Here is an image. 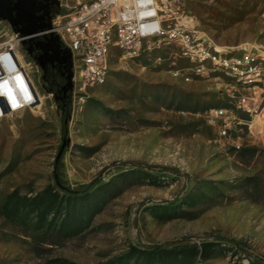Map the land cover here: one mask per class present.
<instances>
[{"label":"rangeland","instance_id":"374dc122","mask_svg":"<svg viewBox=\"0 0 264 264\" xmlns=\"http://www.w3.org/2000/svg\"><path fill=\"white\" fill-rule=\"evenodd\" d=\"M180 6L217 46L264 50V0ZM2 42L34 94L0 117V264H264V92L241 111L230 77L183 80L186 60L145 42L112 48L75 102L4 19Z\"/></svg>","mask_w":264,"mask_h":264},{"label":"built area","instance_id":"2783aa9c","mask_svg":"<svg viewBox=\"0 0 264 264\" xmlns=\"http://www.w3.org/2000/svg\"><path fill=\"white\" fill-rule=\"evenodd\" d=\"M181 2L57 0V10L50 11V30L71 55L72 99L78 102L87 94L86 89L103 83L112 48L134 55L145 42H151L164 44L170 54L186 60L185 65L171 68L173 75L189 80L192 75L204 77L217 71L230 77L233 86L238 87L226 92V101L246 113L255 111L264 92V50L255 44L243 45L239 52L217 46L198 28L194 17L181 8ZM0 51L1 114L19 110L32 99L25 95L30 93L28 75L14 63V51L9 44ZM3 84L13 86L10 94L3 90ZM210 110L217 116L226 114L227 108Z\"/></svg>","mask_w":264,"mask_h":264},{"label":"water","instance_id":"95a60500","mask_svg":"<svg viewBox=\"0 0 264 264\" xmlns=\"http://www.w3.org/2000/svg\"><path fill=\"white\" fill-rule=\"evenodd\" d=\"M57 10V0H0V19L8 22L21 36L22 42L29 41L40 49L36 61L43 67L45 61H57L65 69V83L71 87V55L61 46L58 35L50 30V11ZM31 45L27 46V50Z\"/></svg>","mask_w":264,"mask_h":264},{"label":"flooded vegetation","instance_id":"af4514ba","mask_svg":"<svg viewBox=\"0 0 264 264\" xmlns=\"http://www.w3.org/2000/svg\"><path fill=\"white\" fill-rule=\"evenodd\" d=\"M41 70L42 77L47 75L48 77H50L51 82L56 85H59L58 82L61 81V77H64V74L66 72L62 64L55 60H53L52 62L45 61L43 67H41Z\"/></svg>","mask_w":264,"mask_h":264},{"label":"bare ground","instance_id":"6f19581e","mask_svg":"<svg viewBox=\"0 0 264 264\" xmlns=\"http://www.w3.org/2000/svg\"><path fill=\"white\" fill-rule=\"evenodd\" d=\"M7 44V42H2L0 43V49L3 45ZM1 52V51H0ZM18 54L17 53H13V61L14 63H16L18 66H20V63H19V59H18ZM21 67V66H20ZM12 74V73H11ZM11 74H9V76H11ZM29 78L26 80L27 81V84H28V87H29V90H30V93H29V96H33L34 94V90L32 89L31 85L29 86V82H28ZM21 85V84H20ZM3 90H5L8 94H10V91L11 89L13 88V86L10 84V86H8L7 84H3L2 86ZM26 97H27V94H25ZM14 101V100H13ZM31 104V103H30ZM29 105V104H27ZM3 116V112L0 114V117Z\"/></svg>","mask_w":264,"mask_h":264},{"label":"trees","instance_id":"16d2710c","mask_svg":"<svg viewBox=\"0 0 264 264\" xmlns=\"http://www.w3.org/2000/svg\"><path fill=\"white\" fill-rule=\"evenodd\" d=\"M60 165H61V161L56 160L54 162V164H53V166H54L53 171L54 172H57V170L60 167ZM133 249H135V248L133 246H131V248L128 251H126V252H130ZM145 249L146 250H164V247H162L160 244H157V243H150V244H148V245L145 246Z\"/></svg>","mask_w":264,"mask_h":264}]
</instances>
